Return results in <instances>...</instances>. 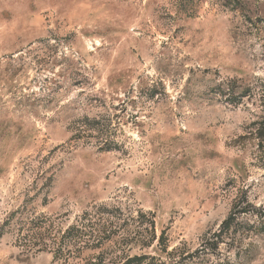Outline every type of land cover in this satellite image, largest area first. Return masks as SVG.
I'll return each mask as SVG.
<instances>
[{
    "label": "rangeland",
    "instance_id": "374dc122",
    "mask_svg": "<svg viewBox=\"0 0 264 264\" xmlns=\"http://www.w3.org/2000/svg\"><path fill=\"white\" fill-rule=\"evenodd\" d=\"M263 120L264 0H0V264H264Z\"/></svg>",
    "mask_w": 264,
    "mask_h": 264
},
{
    "label": "trees",
    "instance_id": "16d2710c",
    "mask_svg": "<svg viewBox=\"0 0 264 264\" xmlns=\"http://www.w3.org/2000/svg\"><path fill=\"white\" fill-rule=\"evenodd\" d=\"M232 93H230V95H229V101L230 102H233V100H235L233 97H232ZM244 95H241L240 97H243ZM232 100V101H231ZM84 122V124L85 125H89V123H88V121L87 120H84L83 121ZM94 124H97V123H94ZM99 125V124H98ZM102 129H103V126H102ZM102 129H100V131H99V133L101 134H103V131H104V129L102 130ZM258 134H259V136H261L262 137V142H264V140H263V134H264V120H263V122L260 124V129L258 130ZM233 210H234V213H232L231 215H229L227 218H226V220L221 224V228L222 229H228L229 227H231L232 225H233V223H234V221L236 220L235 218H236V216H237V214H241V213H246V209H245V207H244V205H243V202L242 201H240V202H238L236 205H234V207H233Z\"/></svg>",
    "mask_w": 264,
    "mask_h": 264
}]
</instances>
